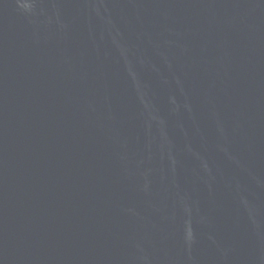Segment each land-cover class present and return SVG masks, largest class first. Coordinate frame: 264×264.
<instances>
[{"label":"water","instance_id":"water-1","mask_svg":"<svg viewBox=\"0 0 264 264\" xmlns=\"http://www.w3.org/2000/svg\"><path fill=\"white\" fill-rule=\"evenodd\" d=\"M0 264H264V0H0Z\"/></svg>","mask_w":264,"mask_h":264}]
</instances>
